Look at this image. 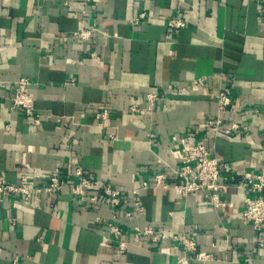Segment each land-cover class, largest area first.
Instances as JSON below:
<instances>
[{
    "label": "crops",
    "instance_id": "0c3cea01",
    "mask_svg": "<svg viewBox=\"0 0 264 264\" xmlns=\"http://www.w3.org/2000/svg\"><path fill=\"white\" fill-rule=\"evenodd\" d=\"M263 2L0 0V176L40 185L55 170L72 180L81 167L124 192L118 207H92L68 188L28 201L0 197V264H176L172 236L181 233L198 240L192 264H264V247L240 219L243 186L222 192L231 206L218 211L202 193L179 197L151 183L157 173L173 181L181 158L173 137L203 145L237 180L264 175ZM177 17L184 27L168 28ZM80 28L92 37L74 38ZM21 77L38 121L10 109ZM223 88L232 99L226 108L215 97ZM150 93L158 99L147 110ZM102 110L106 119H97ZM214 119L244 131H214ZM144 181L138 212L131 191ZM109 223L128 242L124 254L115 252ZM144 226L161 234L156 243L136 237L134 228ZM206 253L212 257L203 262Z\"/></svg>",
    "mask_w": 264,
    "mask_h": 264
},
{
    "label": "built area",
    "instance_id": "2783aa9c",
    "mask_svg": "<svg viewBox=\"0 0 264 264\" xmlns=\"http://www.w3.org/2000/svg\"><path fill=\"white\" fill-rule=\"evenodd\" d=\"M260 17L264 20V2L259 7ZM144 17V13H140L134 19L137 23ZM167 27L178 30L184 27L185 19L181 17L171 18L167 21ZM92 31L88 28H80L75 31L72 36L78 40L86 41L92 37ZM197 85H203V80L198 79ZM30 82L26 78H19L14 85L13 95L10 99V109L19 110L22 114L32 120L38 121L40 115L35 110L34 100L30 93ZM217 104L221 108L231 105L232 99L228 93V89H220L216 95ZM158 99L157 94L150 93L146 95V109L150 110ZM132 112H137L138 107L132 105ZM107 110H102L96 114L97 119H106ZM214 131H222L226 135L234 132H243L236 123L223 124L219 119L209 121ZM173 141H177L181 145V158L179 166L173 171L172 183H167V175L165 173H157L152 178V185L156 188L170 189L176 196L186 197L193 193H202L206 201L215 209L223 210L230 207L231 203L222 200L221 193L230 185L236 187L243 186V210L241 212L242 223L252 227L255 235V244L257 247H264V239L262 233L264 231V175L263 174H244L237 180L234 170L231 166L225 165L212 156L208 149L201 144H191L187 138L173 137ZM149 183L144 181L141 188L131 191L133 205L138 212H142L143 208L139 200L140 191L148 188ZM63 188H68L70 194L74 197L87 198L89 204L94 207L100 201H106L112 207H118L122 203L124 192L111 187V185L95 179L87 177L81 167H77L73 171V179H64L58 170L40 185L29 183L26 178H22L17 183H9L0 176V197H21L28 201L32 195L46 194L54 195ZM126 217H131L130 212L125 213ZM117 216L114 215L113 219ZM108 233L114 241L115 252L124 254L128 248V242L123 238L122 230L114 223H109ZM134 233L138 238H146L150 243H156L161 234L153 228L135 227ZM172 241L179 250L176 254V264H192L196 259L198 251V240L195 235L191 234H175ZM107 238L104 239L103 245L107 244ZM212 254L206 253L199 257L203 262L211 259Z\"/></svg>",
    "mask_w": 264,
    "mask_h": 264
}]
</instances>
